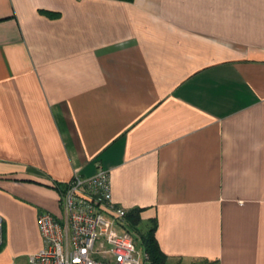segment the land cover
Here are the masks:
<instances>
[{
	"label": "crops",
	"instance_id": "crops-1",
	"mask_svg": "<svg viewBox=\"0 0 264 264\" xmlns=\"http://www.w3.org/2000/svg\"><path fill=\"white\" fill-rule=\"evenodd\" d=\"M98 167L161 264H264V0H0V264Z\"/></svg>",
	"mask_w": 264,
	"mask_h": 264
},
{
	"label": "built area",
	"instance_id": "built-area-1",
	"mask_svg": "<svg viewBox=\"0 0 264 264\" xmlns=\"http://www.w3.org/2000/svg\"><path fill=\"white\" fill-rule=\"evenodd\" d=\"M57 190L61 215L38 212L42 247L30 264H145L148 253L127 228V210L113 201L107 170L75 171Z\"/></svg>",
	"mask_w": 264,
	"mask_h": 264
},
{
	"label": "trees",
	"instance_id": "trees-1",
	"mask_svg": "<svg viewBox=\"0 0 264 264\" xmlns=\"http://www.w3.org/2000/svg\"><path fill=\"white\" fill-rule=\"evenodd\" d=\"M48 15H56V12L53 11H45ZM53 186L56 189L61 188L62 182L54 181ZM141 208H133L125 213V219L127 221V228L129 230H134L135 233L138 235V245L139 247H142L143 249L146 250L148 253V259L150 264H161L162 263V258L164 257L161 252H159V249L156 245L154 235H153V230L155 227L154 221L151 220L150 223L144 227L141 228L138 226L139 220H140V211Z\"/></svg>",
	"mask_w": 264,
	"mask_h": 264
},
{
	"label": "rangeland",
	"instance_id": "rangeland-1",
	"mask_svg": "<svg viewBox=\"0 0 264 264\" xmlns=\"http://www.w3.org/2000/svg\"><path fill=\"white\" fill-rule=\"evenodd\" d=\"M145 264H150L149 260H145Z\"/></svg>",
	"mask_w": 264,
	"mask_h": 264
}]
</instances>
